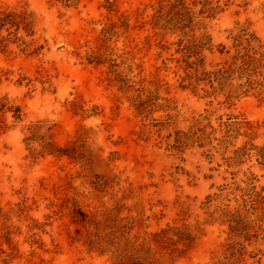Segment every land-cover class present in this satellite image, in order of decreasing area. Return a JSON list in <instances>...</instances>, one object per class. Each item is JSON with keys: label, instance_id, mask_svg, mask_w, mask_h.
<instances>
[{"label": "rangeland", "instance_id": "374dc122", "mask_svg": "<svg viewBox=\"0 0 264 264\" xmlns=\"http://www.w3.org/2000/svg\"><path fill=\"white\" fill-rule=\"evenodd\" d=\"M242 29L264 83V0H0V264H264L224 214L264 186V86L201 73Z\"/></svg>", "mask_w": 264, "mask_h": 264}, {"label": "trees", "instance_id": "16d2710c", "mask_svg": "<svg viewBox=\"0 0 264 264\" xmlns=\"http://www.w3.org/2000/svg\"><path fill=\"white\" fill-rule=\"evenodd\" d=\"M178 7V5L173 4L170 6L169 11L161 12L157 16V21L162 24V28H167V25L172 22H180L173 17L178 14V12H176ZM235 40L246 41V46H244L245 53L241 56V64H237L238 56H234V62H232L230 66H223L216 71L203 70L201 73L206 76V78L214 77V79L218 80L222 86L227 85L229 80L236 78L241 81L239 84L240 89L243 90L244 94H248L250 93V89L258 86L260 87V85L264 86V83H261L259 79L254 78L255 75H259V66L256 65L255 57L251 54L256 53L254 47L252 46L255 36L250 34L246 29H242L240 34L235 37ZM190 56H192V54L187 55V58H190ZM186 62L188 64V68H194V72L198 75L199 66L203 65L204 60L203 58H199L196 61L189 62L186 59ZM261 75L262 73L260 76ZM225 125L227 128L226 132L229 133L234 130L233 127L236 123L231 121V118H229V121L225 122ZM244 150L245 147H242L241 149L236 150V153L244 155L245 153H240V151L244 152ZM257 155L260 163L264 165V146L258 147ZM243 188L245 197H242V203L239 204V207L242 206L246 209V215L241 214L239 208L235 211H226L224 213L228 222L231 224V228L243 227L245 230L248 227L249 220H251L250 222H255L259 224V226H262L264 224V186L257 189L253 182H248L247 186ZM209 198H211V196H209Z\"/></svg>", "mask_w": 264, "mask_h": 264}]
</instances>
